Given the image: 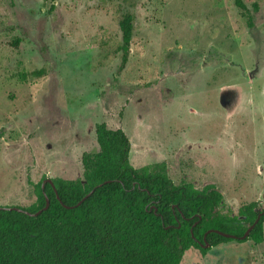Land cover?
Returning <instances> with one entry per match:
<instances>
[{
  "label": "rangeland",
  "instance_id": "obj_1",
  "mask_svg": "<svg viewBox=\"0 0 264 264\" xmlns=\"http://www.w3.org/2000/svg\"><path fill=\"white\" fill-rule=\"evenodd\" d=\"M241 1L0 0V206H30L43 177L81 179L105 123L134 168L214 185L223 213L264 209V0ZM180 264H264V240L192 247Z\"/></svg>",
  "mask_w": 264,
  "mask_h": 264
},
{
  "label": "trees",
  "instance_id": "obj_2",
  "mask_svg": "<svg viewBox=\"0 0 264 264\" xmlns=\"http://www.w3.org/2000/svg\"><path fill=\"white\" fill-rule=\"evenodd\" d=\"M50 1L53 9L56 0ZM233 4L245 9L241 0ZM133 23L134 14L126 10L118 22L121 68L128 60ZM95 138L98 149L82 154L81 179L50 178L53 187L45 183L42 188L43 177L32 184L35 202L15 206L33 214L47 198L46 211L33 217L0 208V264H180L192 247L205 255L231 241L263 242L264 214L248 237L239 239L264 212L255 210V203L240 207L237 215L223 213V196L214 185L201 190L189 182L175 185L164 162L131 166L130 141L121 129L96 124ZM210 229L234 239L205 236Z\"/></svg>",
  "mask_w": 264,
  "mask_h": 264
},
{
  "label": "water",
  "instance_id": "obj_3",
  "mask_svg": "<svg viewBox=\"0 0 264 264\" xmlns=\"http://www.w3.org/2000/svg\"><path fill=\"white\" fill-rule=\"evenodd\" d=\"M45 183H50L51 186L53 187V184H52V182H51V179H49V178H48V179H45V180L42 182V184H41V187H42V188H43V186H44ZM92 192H93V190H92L91 192H89L85 197H83V198H82V199L76 204V206L80 205V203H81L82 201H84L85 198L88 197ZM55 194H56V198H57V200L60 201V199H59V197H58V195H57L56 192H55ZM49 204H50V203H49V200H48L47 198H45V205H44V207H43L42 209L38 210L37 212L33 213V214H31V213H29V212H27V211H25V210H21L20 208H17V207H15V206H14V207H0V208H3V209H11V210H15V211H18V212H23V213H25L26 215H29V216H33V217H35V216L39 215L41 212L46 211V210L48 209V207H49ZM64 208L69 209V208H72V207H68V206H65V205H64ZM259 217H260V216L258 215L257 218H256V220L254 221V223H253L251 226H249V228H247V230L244 232V234L239 238L240 240H243V239H245V238L248 237L250 231H251V230L253 229V227L257 224V222H258V220H259ZM208 233H215V234H218V235H222V236H224V237H226V238H232V239H234L233 236L228 235V234H224V233H222V232H220V231H218V230L210 229V230H208V231L206 232L205 236H206ZM205 247H207V246H205Z\"/></svg>",
  "mask_w": 264,
  "mask_h": 264
},
{
  "label": "flooded vegetation",
  "instance_id": "obj_4",
  "mask_svg": "<svg viewBox=\"0 0 264 264\" xmlns=\"http://www.w3.org/2000/svg\"><path fill=\"white\" fill-rule=\"evenodd\" d=\"M261 214H264V212L260 213L259 216H260Z\"/></svg>",
  "mask_w": 264,
  "mask_h": 264
}]
</instances>
